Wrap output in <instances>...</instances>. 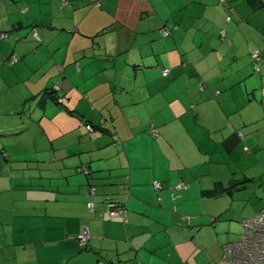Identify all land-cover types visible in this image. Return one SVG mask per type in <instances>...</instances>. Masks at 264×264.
<instances>
[{
  "label": "crops",
  "instance_id": "obj_1",
  "mask_svg": "<svg viewBox=\"0 0 264 264\" xmlns=\"http://www.w3.org/2000/svg\"><path fill=\"white\" fill-rule=\"evenodd\" d=\"M63 1L0 0V102L9 110L16 99L18 113L40 116L36 125L56 104L62 121L85 127L81 113L109 131L85 127L79 144L55 147L40 178H64V191L31 199L16 196L12 177L0 181V193L13 194L0 207V264H221L233 241L215 217L213 197L226 186L215 166L240 147H264L261 9L244 0ZM53 84L63 104L45 96L42 108ZM106 195L126 218L109 216ZM263 211L261 201L245 218Z\"/></svg>",
  "mask_w": 264,
  "mask_h": 264
},
{
  "label": "rangeland",
  "instance_id": "obj_2",
  "mask_svg": "<svg viewBox=\"0 0 264 264\" xmlns=\"http://www.w3.org/2000/svg\"><path fill=\"white\" fill-rule=\"evenodd\" d=\"M255 13H257L256 16L264 19V8ZM13 104L18 105L19 103L16 99L11 101L7 105L10 106V109L7 110L3 109L6 104L0 102V157L4 150L9 158H16V161L5 165L4 173L7 174V178L0 181L10 183L12 178L17 180L22 186H14L15 190H20L16 196L25 195L27 197L30 195L29 198L31 199L37 197L38 194L43 193L44 195V192L51 187L62 189V191L66 190L67 184L65 185L64 178L44 181L45 174H48L49 171H46L42 178H40V173L46 170H44L47 168L45 163L52 160V153L55 152L56 146L67 141H75L79 144V137H82L86 126L84 127L83 122L79 119L77 121L75 118L73 119H75L76 124L62 121L60 116L55 115L54 107H57L56 104L49 105L46 117H41L42 123L36 125L33 118L35 112L18 113L19 105L17 109H13ZM12 122L14 124L9 125ZM62 123L74 126L73 132L60 134L64 131L61 130L63 126L60 128L57 126ZM87 130L89 131V129ZM70 158L73 157L67 159L70 160ZM257 158L264 161V147H259L255 151L251 149L245 151L240 147L233 153L231 161L225 165L215 166V176L226 178V188H221V192H216L217 195L213 197L215 217L224 218L225 221L221 222L229 223L224 225L225 228L231 225L232 229L230 228L231 231L228 233L229 241L240 240L243 234L242 219L250 216L249 213L253 207L264 201V195L261 193L264 185V166L259 163L255 164L254 160ZM214 165L211 164V166ZM77 181L79 179L76 176L71 177L73 186L77 184ZM8 196L12 197L13 194L0 193V207L4 206ZM224 226L221 227L224 228Z\"/></svg>",
  "mask_w": 264,
  "mask_h": 264
},
{
  "label": "built area",
  "instance_id": "obj_3",
  "mask_svg": "<svg viewBox=\"0 0 264 264\" xmlns=\"http://www.w3.org/2000/svg\"><path fill=\"white\" fill-rule=\"evenodd\" d=\"M68 4V0L63 1ZM164 33H167L164 31ZM225 35V32H223ZM37 38V35L34 34ZM6 38L7 35H2ZM256 58L257 55L255 54ZM16 58H12L15 62ZM167 75V70L164 71ZM157 136V133H154ZM156 188H160V183H155ZM123 215L126 218V211L124 209H116L110 211V216L115 217ZM243 234L240 240L227 243L223 246V254L221 264H264V211L255 216L243 219ZM90 238V231L83 227L80 230L78 239L85 244ZM105 264V263H99Z\"/></svg>",
  "mask_w": 264,
  "mask_h": 264
},
{
  "label": "trees",
  "instance_id": "obj_4",
  "mask_svg": "<svg viewBox=\"0 0 264 264\" xmlns=\"http://www.w3.org/2000/svg\"><path fill=\"white\" fill-rule=\"evenodd\" d=\"M226 1H228V0H220V2L221 3H224V2H226ZM246 3H248L253 9H262V8H264V0H244ZM68 4H69V1H68ZM67 5V4H66ZM164 31H166L167 33H169L168 32V29H166V28H163V29H161V32L162 33H164ZM167 33H164V34H167ZM35 34V33H34ZM2 35H7V37H8V34H7V32H1L0 33V36L2 37ZM225 35H226V33H225ZM225 35H223L222 34V36L223 37H225ZM6 37V38H7ZM14 57V56H13ZM12 58V57H11ZM11 61H12V59H11ZM165 70H167V75L169 74V69H164V71ZM164 71H163V73H164ZM165 75V74H164ZM60 88H59V86L57 85V84H53L52 86H50V87H47V88H45L44 89V92H43V98H42V100L40 101V105L42 106V108H44V105H45V103L47 102V99H46V97H50V98H52V99H54V101H56L58 104H63V97H62V95H60V93H59V90ZM46 96V97H45ZM77 114H79V117L85 122V126H86V128L87 129H89V132H94V131H109V127L104 123V122H94V121H92V120H89V119H85L83 116L84 115H82L81 113H77ZM34 118V117H33ZM34 120H40V116H39V118L37 117L36 119L34 118ZM14 123H12V124H9V125H13ZM23 129H26V128H23ZM153 133H156V131H152ZM4 149V148H3ZM2 156L0 157V177L1 176H3V174H4V167H5V165L6 164H8V163H10V162H12V161H14L15 159L14 158H9L6 154H5V152H4V150L2 151ZM16 161V160H15ZM80 169V171H83V172H85V173H88V171H87V169L85 168V167H80L79 168ZM161 184V183H160ZM162 186V185H161ZM154 187H155V184H154ZM161 188V187H160ZM155 189H158V188H156L155 187ZM96 191H97V188L95 187V186H92L91 187V193L93 194V195H95L96 194ZM106 201H107V204H108V214H109V216H110V211H113V210H116V209H124L125 211H126V208H125V206H123V205H121V204H117V203H115L113 200H112V198H111V196L110 195H106ZM88 207H89V209L90 210H94V203L93 202H89L88 203ZM126 215H127V211H126ZM119 216H123V215H119ZM111 217V216H110ZM115 217H118V216H115ZM112 218H114V217H112ZM90 231V230H89ZM80 233V232H79ZM90 237H91V235H90ZM90 239V238H89ZM88 239V240H89ZM80 240V239H79ZM81 242V241H80ZM88 242V241H87ZM86 242V243H87ZM82 243V242H81ZM85 243V244H86ZM85 244H83L82 243V245H85Z\"/></svg>",
  "mask_w": 264,
  "mask_h": 264
}]
</instances>
